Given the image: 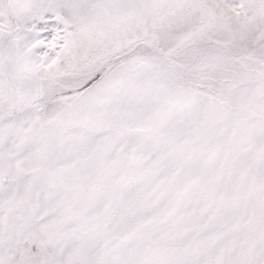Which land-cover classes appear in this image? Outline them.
I'll list each match as a JSON object with an SVG mask.
<instances>
[{"label": "snow or ice", "instance_id": "snow-or-ice-1", "mask_svg": "<svg viewBox=\"0 0 264 264\" xmlns=\"http://www.w3.org/2000/svg\"><path fill=\"white\" fill-rule=\"evenodd\" d=\"M0 264H264V0H0Z\"/></svg>", "mask_w": 264, "mask_h": 264}]
</instances>
